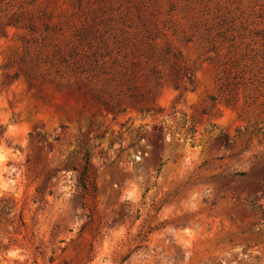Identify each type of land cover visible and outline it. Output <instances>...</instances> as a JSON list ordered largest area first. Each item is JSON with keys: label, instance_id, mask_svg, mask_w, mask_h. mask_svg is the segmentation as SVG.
<instances>
[{"label": "rangeland", "instance_id": "rangeland-1", "mask_svg": "<svg viewBox=\"0 0 264 264\" xmlns=\"http://www.w3.org/2000/svg\"><path fill=\"white\" fill-rule=\"evenodd\" d=\"M0 128V264H264V0H0Z\"/></svg>", "mask_w": 264, "mask_h": 264}, {"label": "trees", "instance_id": "trees-1", "mask_svg": "<svg viewBox=\"0 0 264 264\" xmlns=\"http://www.w3.org/2000/svg\"><path fill=\"white\" fill-rule=\"evenodd\" d=\"M15 21V19H14ZM0 132H1V128H0ZM219 140L223 143H227L228 142V136L225 133H219ZM88 168H89V155L87 152L84 153V164H83V169L82 172L80 174V183L81 186L83 187V189H86V177H87V172H88ZM240 174H243V172H241ZM5 202V206L4 203ZM14 207V202L9 199L8 197H4L1 196L0 197V211L2 214H9L12 212ZM264 219V217H263Z\"/></svg>", "mask_w": 264, "mask_h": 264}]
</instances>
